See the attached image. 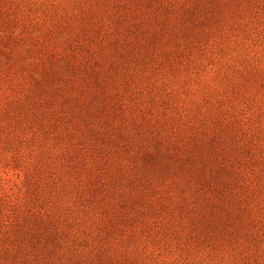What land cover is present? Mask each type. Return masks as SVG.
Listing matches in <instances>:
<instances>
[{
	"label": "rangeland",
	"instance_id": "obj_1",
	"mask_svg": "<svg viewBox=\"0 0 264 264\" xmlns=\"http://www.w3.org/2000/svg\"><path fill=\"white\" fill-rule=\"evenodd\" d=\"M0 3V142L24 132L25 160L36 164L39 122L25 124L48 114L70 133L81 115L80 144H101L127 175L110 192H144L158 207L146 264H264V193H251L264 188V0ZM142 139L155 157L147 166L134 158ZM173 141L194 146L205 182L230 156L247 175L233 193L201 189L174 167ZM251 153L260 161L247 166ZM25 171L0 146V192H16Z\"/></svg>",
	"mask_w": 264,
	"mask_h": 264
},
{
	"label": "trees",
	"instance_id": "obj_2",
	"mask_svg": "<svg viewBox=\"0 0 264 264\" xmlns=\"http://www.w3.org/2000/svg\"><path fill=\"white\" fill-rule=\"evenodd\" d=\"M4 14L0 3V24ZM79 118L87 119L74 116L76 122L70 133L63 132L62 122L48 114L34 115L25 124L24 130H30V124L39 122L40 134L30 140L39 151L40 162L36 164L25 160L27 151L21 147L24 132L20 135L14 130L1 140L0 146L9 151L15 168L26 171L16 192H0V264H146L142 254L147 241L144 234L151 235L158 229L154 221L158 207L146 200L144 192L127 193L122 188L110 192L127 187V175L101 144L88 148L80 144L83 130ZM219 138L217 134L212 136V140ZM46 141L52 142L51 147L45 146ZM144 143V139L136 142L134 158L143 154L147 166L155 157L145 153L149 145ZM170 150L174 167L192 175L197 187L213 188L218 196L227 189L233 193L234 186L247 175L238 168L242 160L230 156L233 159L212 168L205 182L206 173L193 161V145L173 141L167 143L166 152ZM186 150L190 164L180 161ZM220 155L222 149L216 147L209 158L213 163ZM250 155L245 165L260 161ZM246 181L242 187L247 191L255 180ZM152 190L157 192L155 187ZM256 191L264 193V188L252 189L251 193Z\"/></svg>",
	"mask_w": 264,
	"mask_h": 264
}]
</instances>
